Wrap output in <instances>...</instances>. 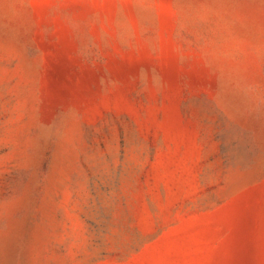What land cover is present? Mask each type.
<instances>
[{
	"label": "rangeland",
	"instance_id": "obj_1",
	"mask_svg": "<svg viewBox=\"0 0 264 264\" xmlns=\"http://www.w3.org/2000/svg\"><path fill=\"white\" fill-rule=\"evenodd\" d=\"M0 264H264V0H0Z\"/></svg>",
	"mask_w": 264,
	"mask_h": 264
}]
</instances>
